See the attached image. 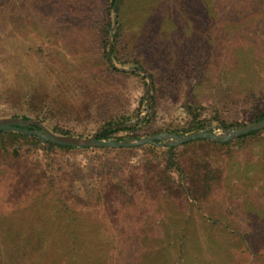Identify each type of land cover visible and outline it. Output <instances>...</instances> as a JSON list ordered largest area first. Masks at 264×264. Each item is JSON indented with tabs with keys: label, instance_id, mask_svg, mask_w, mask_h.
Instances as JSON below:
<instances>
[{
	"label": "rangeland",
	"instance_id": "1",
	"mask_svg": "<svg viewBox=\"0 0 264 264\" xmlns=\"http://www.w3.org/2000/svg\"><path fill=\"white\" fill-rule=\"evenodd\" d=\"M118 6L112 71L106 0H0V118L31 117L48 100L44 126L90 136L143 110L148 80L120 71L134 59L153 77L140 134L183 126L194 103L202 117L240 126L263 109L264 0ZM177 146L215 175L198 201L165 173L160 152L0 149V264H264V131L229 146Z\"/></svg>",
	"mask_w": 264,
	"mask_h": 264
},
{
	"label": "trees",
	"instance_id": "2",
	"mask_svg": "<svg viewBox=\"0 0 264 264\" xmlns=\"http://www.w3.org/2000/svg\"><path fill=\"white\" fill-rule=\"evenodd\" d=\"M119 0H106V8L105 12L107 14V18L105 21L102 20V33L104 35H108L112 33V42L109 44V37L105 39L106 42V50L104 52V57L107 62V66L112 71L119 70L118 67L115 66V62H117V57L115 55V45L117 42L118 34H119ZM110 48L111 59L108 58L107 50ZM126 64H130L131 68L129 70H120L122 73L125 74H132L139 76L143 81L152 80V74L137 60H131L126 62ZM123 64L122 66H124ZM153 84L150 85V103L147 105V97H143V104H145L143 110L140 107H137L130 113H123L114 118H109L105 120L99 128L93 133H97L96 137L103 140H113V141H121L128 138H140L144 135L156 134L162 132L161 130L153 131L151 133L140 134L138 129L142 126L150 122L151 115L154 111V97H153ZM35 90L33 87L29 88L25 94L24 98L21 102L23 106H28L32 102V98L35 95ZM42 104L39 107L33 109L29 107L31 112H33V116L28 117L26 115H19V114H12V117H18L24 120L32 119L37 120L38 122H42L43 119H47L43 113L46 109H48L49 102L48 100H43ZM45 109V110H44ZM187 114L188 120L185 124L177 129L174 130H165L168 133L176 134V135H183V134H190L198 132L202 129H206L207 127L211 126L212 123H215L217 127L212 128L210 131L212 133H220L221 128L229 129L232 126L239 125L237 123L232 122H225L221 119L218 115H213L211 117H202L200 113L199 104L194 103L192 105L187 106ZM264 118V107L262 110L255 113L253 116L250 117L248 120L249 123L256 122ZM42 124V123H41ZM46 127V126H45ZM24 130L34 131L36 126H23ZM47 128V127H46ZM50 131L66 136H78V137H87L85 134H78L74 133L69 129H65L58 125H52L50 127ZM264 131V128L261 130L251 131L245 135L230 139L225 142H216L209 138H201L194 141H189L181 144V146H187L192 143L196 142H206L210 143L214 146H229L233 143H243L244 140L248 137L257 135ZM24 142L30 146L40 147L46 150H53V149H75V150H112L117 152H133L136 149H140L143 152H160L163 154L164 159V171L167 175L170 176V171L174 170L179 174V178L181 181H184L187 184L185 190L195 201H198L200 198H204L210 191L211 188V181L215 177L213 174V170L209 165V161L207 159H183L177 155L178 146H168L162 144L160 140H155L153 143L143 144L140 146L134 147H126V148H111V147H103V148H88V147H70V146H63L58 144H53L50 142L44 141L42 138L36 136L35 134H27L24 131H0V149L7 152V147L12 144V142ZM171 180V178L169 177ZM172 182V180H171ZM163 183V182H162ZM179 186V187H178ZM176 188L179 191H184V187L182 185H178ZM169 189L172 187L168 186Z\"/></svg>",
	"mask_w": 264,
	"mask_h": 264
},
{
	"label": "water",
	"instance_id": "3",
	"mask_svg": "<svg viewBox=\"0 0 264 264\" xmlns=\"http://www.w3.org/2000/svg\"><path fill=\"white\" fill-rule=\"evenodd\" d=\"M112 42V33H109V44ZM108 58L111 59L110 48L107 50ZM150 85L151 81L148 80L146 85V97L147 105L150 103ZM23 126H36L34 131L24 130ZM217 125H211L206 129H202L195 133L176 135L168 132H160L156 134H151L145 137L140 138H128L121 141L113 140H103L96 137V134H92L87 137H78V136H66L56 134L46 128L43 124L37 120H24L18 117H5L0 118V131H24L27 134H35L36 136L42 138L46 142L53 144L70 146V147H88V148H126L140 146L143 144L153 143L155 140H160L159 145L165 144L168 146H177L185 142L194 141L201 138H209L216 142H225L230 139L245 135L251 131L261 130L264 128V118L259 121L252 122L250 124H245L241 126L231 127L229 129L221 128L220 133H212L210 130Z\"/></svg>",
	"mask_w": 264,
	"mask_h": 264
}]
</instances>
